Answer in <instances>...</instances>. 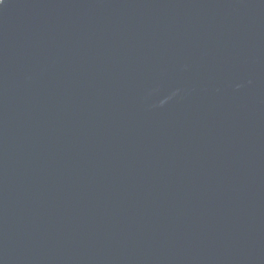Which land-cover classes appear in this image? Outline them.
<instances>
[{
    "label": "water",
    "instance_id": "water-1",
    "mask_svg": "<svg viewBox=\"0 0 264 264\" xmlns=\"http://www.w3.org/2000/svg\"><path fill=\"white\" fill-rule=\"evenodd\" d=\"M0 264H264V0H2Z\"/></svg>",
    "mask_w": 264,
    "mask_h": 264
},
{
    "label": "snow or ice",
    "instance_id": "snow-or-ice-1",
    "mask_svg": "<svg viewBox=\"0 0 264 264\" xmlns=\"http://www.w3.org/2000/svg\"><path fill=\"white\" fill-rule=\"evenodd\" d=\"M0 2H2V0H0Z\"/></svg>",
    "mask_w": 264,
    "mask_h": 264
}]
</instances>
